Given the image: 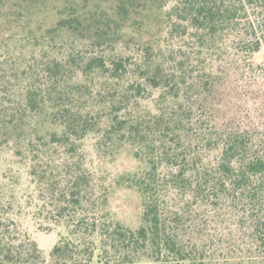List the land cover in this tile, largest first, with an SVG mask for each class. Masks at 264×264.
<instances>
[{
  "label": "trees",
  "instance_id": "16d2710c",
  "mask_svg": "<svg viewBox=\"0 0 264 264\" xmlns=\"http://www.w3.org/2000/svg\"><path fill=\"white\" fill-rule=\"evenodd\" d=\"M263 49L264 0H0V264H264Z\"/></svg>",
  "mask_w": 264,
  "mask_h": 264
},
{
  "label": "rangeland",
  "instance_id": "374dc122",
  "mask_svg": "<svg viewBox=\"0 0 264 264\" xmlns=\"http://www.w3.org/2000/svg\"><path fill=\"white\" fill-rule=\"evenodd\" d=\"M256 58L259 62H264V49L256 56ZM136 165V162L133 161L127 153H124L119 156L115 162L109 163L107 169L110 173L116 175L119 172L132 170ZM8 166H11V163L9 160L6 161L5 159L1 164V169L6 172V168H9ZM20 188H26V186L23 184ZM140 204V199L136 193L124 189L117 190L111 199L112 209L118 218L133 226L137 225L139 213L141 211ZM25 217L28 219L26 222L28 231L32 234L43 252L48 255L52 247L57 243L59 236L62 234V228L53 227L52 230L45 231L39 229L35 225V222L30 219L31 217L28 216V214H26Z\"/></svg>",
  "mask_w": 264,
  "mask_h": 264
}]
</instances>
